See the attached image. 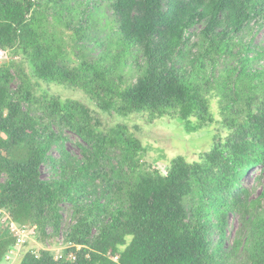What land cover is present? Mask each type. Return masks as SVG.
Here are the masks:
<instances>
[{"label": "trees", "instance_id": "trees-1", "mask_svg": "<svg viewBox=\"0 0 264 264\" xmlns=\"http://www.w3.org/2000/svg\"><path fill=\"white\" fill-rule=\"evenodd\" d=\"M0 48V209L34 240L0 221V264H264V0H0ZM102 114L206 145L161 172Z\"/></svg>", "mask_w": 264, "mask_h": 264}, {"label": "rangeland", "instance_id": "rangeland-1", "mask_svg": "<svg viewBox=\"0 0 264 264\" xmlns=\"http://www.w3.org/2000/svg\"><path fill=\"white\" fill-rule=\"evenodd\" d=\"M5 54V52L0 54V63L9 59L5 56ZM49 88L50 94L56 95L62 100H76L82 104H87L92 108V105L79 91L66 89L62 86H51ZM40 89L46 90L47 87L45 84H41ZM103 120L105 128H108L116 123L126 124L131 132L141 140L144 148L146 149L144 156L145 165L158 168V170L161 172H164L169 162L177 156L185 157L188 161L197 159L199 153L206 145V142L204 141V133L197 132L188 135L181 126H176V122L173 123L167 119H160L148 124L143 120V116L135 114L128 118L103 115ZM68 147L73 149L71 145H68ZM244 183L247 186L252 184V177L247 176L244 179ZM70 223L71 218H69L67 212H64L62 227L65 229V227ZM30 228L33 229V227ZM61 238L62 237L60 234L59 238H57V245H46L47 248L52 249V251L55 253L56 259H61L63 256V249H66L61 245ZM26 239L29 246H31L34 240L32 238L30 239L29 236ZM25 240L23 239L20 244L24 243ZM7 259L8 261L6 260V262H3V264H15L17 260L15 257L12 258L11 254Z\"/></svg>", "mask_w": 264, "mask_h": 264}, {"label": "built area", "instance_id": "built-area-1", "mask_svg": "<svg viewBox=\"0 0 264 264\" xmlns=\"http://www.w3.org/2000/svg\"><path fill=\"white\" fill-rule=\"evenodd\" d=\"M0 221H7L9 230L11 231L13 236L17 238L19 244L23 239L25 240L28 237L26 229L17 225L15 221H13L11 216L9 214H6L5 210L3 209H0Z\"/></svg>", "mask_w": 264, "mask_h": 264}, {"label": "clouds", "instance_id": "clouds-1", "mask_svg": "<svg viewBox=\"0 0 264 264\" xmlns=\"http://www.w3.org/2000/svg\"><path fill=\"white\" fill-rule=\"evenodd\" d=\"M2 52H5L6 54H5V56L7 57V58H9V56L12 54V51L11 50H9V49H2V48H0V54H2ZM56 87H60V86H56ZM64 88V87H63ZM2 209V208H1ZM14 221V220H13ZM9 228V227H8Z\"/></svg>", "mask_w": 264, "mask_h": 264}]
</instances>
